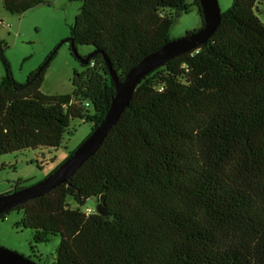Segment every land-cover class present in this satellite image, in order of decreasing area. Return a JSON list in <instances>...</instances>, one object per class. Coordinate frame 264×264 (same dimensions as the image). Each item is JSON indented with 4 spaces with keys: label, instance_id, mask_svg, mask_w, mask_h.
<instances>
[{
    "label": "trees",
    "instance_id": "obj_1",
    "mask_svg": "<svg viewBox=\"0 0 264 264\" xmlns=\"http://www.w3.org/2000/svg\"><path fill=\"white\" fill-rule=\"evenodd\" d=\"M46 1L2 4L22 14ZM76 1L79 11L61 44L69 42L87 62L74 71L71 93L41 90L59 46L19 82L0 38V156L59 147L73 119L90 122V134L115 94L112 74L123 80L172 40L175 10L195 5L203 23L198 0ZM257 3L233 0L205 43L137 83L98 149L64 183L0 215L23 211L15 224L32 232L29 258L264 264V22ZM72 43L92 51L82 57ZM23 187L18 181L14 191ZM90 197L101 213L81 209ZM57 241L54 250L38 251V244Z\"/></svg>",
    "mask_w": 264,
    "mask_h": 264
},
{
    "label": "rangeland",
    "instance_id": "obj_2",
    "mask_svg": "<svg viewBox=\"0 0 264 264\" xmlns=\"http://www.w3.org/2000/svg\"><path fill=\"white\" fill-rule=\"evenodd\" d=\"M192 2V0H186ZM233 0H218L221 11L226 10ZM80 2L76 0H47L22 14H11L3 8L0 0V38L8 45L7 57L10 61L14 78L24 82L27 74L37 68L57 46L56 56L48 67L41 90L46 94H65L73 90L74 71L80 73L83 66L70 51L69 42H61L70 36L79 11ZM257 14L264 22V2L258 0ZM174 24L170 38L182 37L187 31L199 28L202 24L197 6L193 5L188 13L175 10ZM9 23L11 27L5 26ZM80 56L92 51V47L76 43ZM33 66V67H32ZM4 71L0 63V79ZM92 124L73 119L65 131L62 142L57 148L25 149L0 156V195L14 191L18 181L24 186L32 185L45 178L54 168L68 157L91 131ZM72 207L76 202L68 198ZM97 200L90 197L81 208L86 213L97 212ZM23 211L13 210L0 218V245L13 251L32 257L30 242L32 232L22 226H16ZM58 241L50 244H38L40 253L54 250Z\"/></svg>",
    "mask_w": 264,
    "mask_h": 264
},
{
    "label": "water",
    "instance_id": "obj_3",
    "mask_svg": "<svg viewBox=\"0 0 264 264\" xmlns=\"http://www.w3.org/2000/svg\"><path fill=\"white\" fill-rule=\"evenodd\" d=\"M201 9L203 23L196 31L185 34L182 37L164 43L158 50L146 55L133 68H131L123 80H119L114 74L113 83L115 94L112 97L110 107L103 120L97 127L68 155L51 173L42 180L0 195V215L11 208L28 202L34 198L43 196L58 185L64 183L94 152L98 149L109 129L119 118L122 110L128 105L137 83L149 72L161 66L170 59L193 50L205 43L207 38L217 28L221 20V9L218 0H198ZM74 53V44L71 46ZM86 63L87 58L81 59ZM101 213L98 205L96 208ZM0 264H38L29 257L0 245Z\"/></svg>",
    "mask_w": 264,
    "mask_h": 264
},
{
    "label": "built area",
    "instance_id": "obj_4",
    "mask_svg": "<svg viewBox=\"0 0 264 264\" xmlns=\"http://www.w3.org/2000/svg\"><path fill=\"white\" fill-rule=\"evenodd\" d=\"M5 26H7V27H11V25H10L9 23H6Z\"/></svg>",
    "mask_w": 264,
    "mask_h": 264
},
{
    "label": "flooded vegetation",
    "instance_id": "obj_5",
    "mask_svg": "<svg viewBox=\"0 0 264 264\" xmlns=\"http://www.w3.org/2000/svg\"><path fill=\"white\" fill-rule=\"evenodd\" d=\"M81 142H82V141H81ZM74 150H75V148H74L73 150H71V151L69 152V154H70L71 152H73ZM69 154H68V155H69ZM54 169H55V168H54ZM54 169H53V170H54Z\"/></svg>",
    "mask_w": 264,
    "mask_h": 264
},
{
    "label": "crops",
    "instance_id": "obj_6",
    "mask_svg": "<svg viewBox=\"0 0 264 264\" xmlns=\"http://www.w3.org/2000/svg\"><path fill=\"white\" fill-rule=\"evenodd\" d=\"M1 2H2V0H1ZM33 67V66H32Z\"/></svg>",
    "mask_w": 264,
    "mask_h": 264
}]
</instances>
